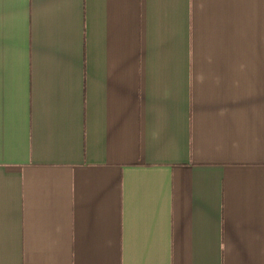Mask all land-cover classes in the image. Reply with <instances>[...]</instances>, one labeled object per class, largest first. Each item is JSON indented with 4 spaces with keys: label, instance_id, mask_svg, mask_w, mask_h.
<instances>
[{
    "label": "crops",
    "instance_id": "0c3cea01",
    "mask_svg": "<svg viewBox=\"0 0 264 264\" xmlns=\"http://www.w3.org/2000/svg\"><path fill=\"white\" fill-rule=\"evenodd\" d=\"M0 264H264V0H0Z\"/></svg>",
    "mask_w": 264,
    "mask_h": 264
}]
</instances>
